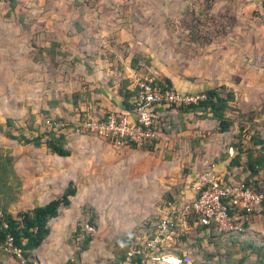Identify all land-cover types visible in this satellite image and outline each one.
I'll return each instance as SVG.
<instances>
[{
  "label": "rangeland",
  "instance_id": "1",
  "mask_svg": "<svg viewBox=\"0 0 264 264\" xmlns=\"http://www.w3.org/2000/svg\"><path fill=\"white\" fill-rule=\"evenodd\" d=\"M0 2V147L11 150L21 182L16 199L0 210L18 218L59 196L68 181L77 187L70 205L49 220L42 244L27 255L21 249L24 257L38 264H130L123 260L129 240L135 236L139 244L165 210L191 198V183L204 159L223 173L235 154L233 143L259 152L252 136L264 138V0ZM92 56L113 64L129 56L141 74L150 67L157 75L159 67L176 70L194 92L225 85L234 91L228 110L232 126L221 133L216 120L202 111L166 108L168 127L152 150L118 149L77 130L87 114L107 111L97 95L101 84L92 89L86 80ZM110 76L102 81L118 100L121 84L116 89L119 78ZM47 121L65 135L69 156L11 137L48 132ZM246 159L242 153L243 170L234 169L238 179L249 175ZM251 180L264 193V167ZM262 204L241 236L204 235L197 243L193 232L174 248L166 247L171 254L166 260L154 256L152 264H264ZM175 252L182 263L173 260ZM0 264L19 261L0 250Z\"/></svg>",
  "mask_w": 264,
  "mask_h": 264
},
{
  "label": "built area",
  "instance_id": "2",
  "mask_svg": "<svg viewBox=\"0 0 264 264\" xmlns=\"http://www.w3.org/2000/svg\"><path fill=\"white\" fill-rule=\"evenodd\" d=\"M133 89L135 93L129 109L89 114L76 129L89 131L108 140L118 149L154 145L162 134L166 108L197 104L206 98L204 92L181 91L161 81L157 73L152 71L137 77ZM47 123L49 126L56 125L54 121ZM249 181L252 182L251 179ZM191 192L189 200L169 207L154 222L152 235L146 234L139 244L132 242L127 251V261L135 255L149 257V263L154 256L166 260V256H171L166 252V247L174 248L183 242L182 236L186 240L193 232L195 238L202 236L203 232H199L198 227L205 226L206 232H236L240 228L236 222L247 221L264 201V193L252 183L247 184L245 177L228 178L216 170L209 159L203 160L201 171L193 178ZM0 225L4 229L8 228L2 210ZM0 250L16 256L19 264H38L22 255L21 248L15 244L10 232L0 241Z\"/></svg>",
  "mask_w": 264,
  "mask_h": 264
},
{
  "label": "trees",
  "instance_id": "3",
  "mask_svg": "<svg viewBox=\"0 0 264 264\" xmlns=\"http://www.w3.org/2000/svg\"><path fill=\"white\" fill-rule=\"evenodd\" d=\"M46 49L47 48H45V50ZM48 51L50 52V54H52L53 48H49ZM158 76L161 81L167 82L169 85H171V82L168 78L163 77L162 75ZM134 93V89H128L125 82L121 84L119 95L121 96L122 103L125 107L123 109H129L131 107V100ZM204 94L206 95V98L201 100L197 104L179 106L177 107L178 110L184 113L189 111H202L203 113H206L207 116L216 120L217 130L219 132L223 133L228 131L233 123L228 115V110H230V108L232 107L231 103L234 101V91L227 89L225 85H220L218 87L208 88L204 90ZM50 103H55V101H52ZM168 108L174 107L171 106ZM88 115L89 114L78 121L77 124H79ZM167 127L168 123L165 122L162 127V133L167 130ZM49 128L50 130L48 132H39L37 136L32 138H28L22 134H20L19 136L11 135V137L22 143H33V145L35 146L45 144L51 154H56L60 157L69 156L71 152L70 149L65 146V135L63 133H57L55 130V126ZM42 137H45L44 142L41 141ZM252 139L254 146H259V152L257 151L256 154H254L255 150L250 147H243V145L235 143L230 145L232 150L235 151V154L230 158L228 167L242 166L240 165V158L242 153L245 154L247 158L246 170L249 173L248 177H246L245 179V182L247 184H251L252 182L254 183V181L250 183L249 180L260 171V168L264 167V138L260 136H252ZM143 147L147 150H152L154 145H147ZM20 184V179L13 166V155L11 153V150L9 148L0 147L1 209L6 211L8 204L16 199L18 189L21 186ZM76 192L77 187L74 182L70 180L59 196L54 197L41 205H35L32 208L21 212L18 218L13 217L10 213L4 214V218L8 222V228L4 229L0 225V241L4 239L7 232H10L14 237L15 244L23 250V253L25 255H27L29 251L38 248L42 244L44 239L49 235V220L58 216L60 207H68L70 205L71 197L75 196ZM230 212L232 213L233 210H231ZM241 225L243 227H240L236 232H229L227 234L217 233L214 231L206 232L205 226L198 227V231L203 232V234L200 237H196L194 241H197L198 243L199 241H201L204 235L208 239L237 238L247 231V221H244L243 223H241ZM146 231V234L148 236L152 235L151 229ZM133 239H135V236H133L131 240H129V244L123 256V260L130 264H152L151 262H148V260L150 259L149 257L141 255L132 256L129 261H126L127 251L129 250V246L132 244V242H134ZM182 241H186V238L184 236H182ZM173 256L177 257L180 263H182L184 260L179 252H175ZM67 264H70V262H68ZM197 264H206V262H200Z\"/></svg>",
  "mask_w": 264,
  "mask_h": 264
},
{
  "label": "crops",
  "instance_id": "4",
  "mask_svg": "<svg viewBox=\"0 0 264 264\" xmlns=\"http://www.w3.org/2000/svg\"><path fill=\"white\" fill-rule=\"evenodd\" d=\"M116 39H118V38H116ZM131 53L134 54L135 49H132ZM132 60L133 59L128 56V57H125L124 59L121 58L120 61H117L116 64H113L114 62L111 60L104 59L102 61L101 58L96 60V57L92 56L90 61H89L90 67L87 63L86 80L89 81L88 82L89 85L88 84L87 85H88V87L93 89L95 86L101 84V87L103 89L101 90V93L98 92L97 95L100 94V96H102V101L100 104L107 107L106 110L123 109L125 107L122 103L121 98H119L117 100L116 96H114L115 98H113V96L110 95L111 90H107L110 86L108 85V88L106 89L107 85L102 81L103 78L105 79L106 74L111 73V76L109 77V79L112 78V79L116 80L117 78H119L116 82V85H115L116 89L120 84L125 82L127 84V88L132 90L134 88L135 79L137 77H139L140 75H142L140 72V69L138 68V65H136L134 63V60L132 62ZM111 65H113V68L111 67ZM146 69H149V72L150 71L156 72L151 67L146 68ZM159 69H160L159 71L157 70V72H159L158 75H162L163 77L168 78L170 80L171 84L175 88H177L181 91H188V92H194L195 91L194 90L195 86L193 84H190L191 81H189L187 78L181 77L176 70H172V69L164 70L163 67H159ZM143 74H146V73H143ZM90 82H92V84H93L92 87L90 86L91 85ZM95 104L97 105V104H99V102H96ZM96 105H90V103H89V107H97ZM197 113H200V112H197ZM201 167H202V165H201ZM215 168H216V170H218L216 165H215ZM238 168H242V166H235V167H228L227 166V168H225L226 171L223 173L226 174V176L228 178L238 179L237 178L238 176L235 175L236 170L234 171V169H238ZM242 177H244V176H242ZM48 200H50V199H48ZM47 201H45V202H47ZM36 205H41V204H36Z\"/></svg>",
  "mask_w": 264,
  "mask_h": 264
},
{
  "label": "bare ground",
  "instance_id": "5",
  "mask_svg": "<svg viewBox=\"0 0 264 264\" xmlns=\"http://www.w3.org/2000/svg\"><path fill=\"white\" fill-rule=\"evenodd\" d=\"M173 260H174V261H177V260H178V258H174Z\"/></svg>",
  "mask_w": 264,
  "mask_h": 264
}]
</instances>
